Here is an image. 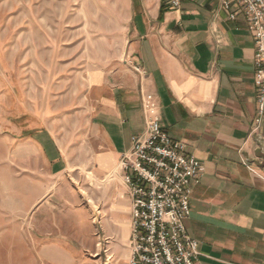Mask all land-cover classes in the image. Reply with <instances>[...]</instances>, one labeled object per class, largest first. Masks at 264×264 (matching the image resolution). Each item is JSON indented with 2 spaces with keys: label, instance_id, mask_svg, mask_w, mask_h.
Instances as JSON below:
<instances>
[{
  "label": "crops",
  "instance_id": "0c3cea01",
  "mask_svg": "<svg viewBox=\"0 0 264 264\" xmlns=\"http://www.w3.org/2000/svg\"><path fill=\"white\" fill-rule=\"evenodd\" d=\"M222 1L172 8L165 0H117L119 53L84 75L85 144L66 145L49 130L33 132L30 143L52 174L91 162L101 176L142 132V101L150 100L162 128L204 166L185 220L201 264H264V113L256 123L254 43L236 0H227L228 10ZM54 242L64 264H76L72 248Z\"/></svg>",
  "mask_w": 264,
  "mask_h": 264
},
{
  "label": "rangeland",
  "instance_id": "374dc122",
  "mask_svg": "<svg viewBox=\"0 0 264 264\" xmlns=\"http://www.w3.org/2000/svg\"><path fill=\"white\" fill-rule=\"evenodd\" d=\"M118 11L117 0H0V264H64L56 238L76 264L128 263L131 202L117 164L52 174L30 143L49 130L85 144L84 75L118 55Z\"/></svg>",
  "mask_w": 264,
  "mask_h": 264
},
{
  "label": "built area",
  "instance_id": "2783aa9c",
  "mask_svg": "<svg viewBox=\"0 0 264 264\" xmlns=\"http://www.w3.org/2000/svg\"><path fill=\"white\" fill-rule=\"evenodd\" d=\"M177 8L182 0H165ZM251 32L258 123L264 113V0H236ZM221 6L228 10L229 2ZM229 17H235L234 12ZM134 69L139 72L138 67ZM144 128L131 136L117 168L130 198L127 264H201L198 241L185 228L192 185L203 164L186 144L173 140L160 124L155 105L142 101Z\"/></svg>",
  "mask_w": 264,
  "mask_h": 264
}]
</instances>
